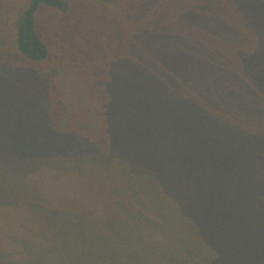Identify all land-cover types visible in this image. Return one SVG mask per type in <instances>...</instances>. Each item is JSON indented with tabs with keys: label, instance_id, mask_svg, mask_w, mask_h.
<instances>
[{
	"label": "trees",
	"instance_id": "16d2710c",
	"mask_svg": "<svg viewBox=\"0 0 264 264\" xmlns=\"http://www.w3.org/2000/svg\"><path fill=\"white\" fill-rule=\"evenodd\" d=\"M0 264H264V0H0Z\"/></svg>",
	"mask_w": 264,
	"mask_h": 264
}]
</instances>
